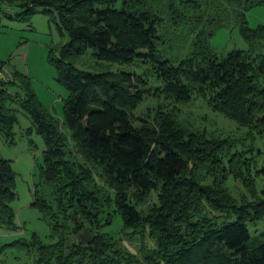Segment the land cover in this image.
<instances>
[{
	"label": "trees",
	"instance_id": "1",
	"mask_svg": "<svg viewBox=\"0 0 264 264\" xmlns=\"http://www.w3.org/2000/svg\"><path fill=\"white\" fill-rule=\"evenodd\" d=\"M0 2L1 11L5 7L19 19L47 13L69 35L59 56L50 52L56 78L68 90L62 120L22 72L3 77L7 61L0 58V131L14 135L18 116L9 102L16 100L31 113V128L43 135L40 176L50 191L36 189L33 205L49 215L57 238L46 243L35 231L13 245L36 249L37 264H264V231L250 244L248 226L264 218L262 149L180 116L183 104L200 97L248 127L247 137L264 134V45L256 48L264 23L252 26L247 18L248 9L264 0ZM231 21L239 23L250 47L219 53L211 37ZM89 50L99 59L98 70L72 60ZM114 63L145 69H106ZM17 77L22 96L9 90ZM150 96L157 102L139 113ZM256 176L263 180L260 194ZM230 178L253 197L234 195ZM15 186L11 159L0 156V225L12 229L18 227L11 204ZM114 209L124 233L155 240L154 247H142L141 258L103 230ZM84 227L94 234L89 243L79 237Z\"/></svg>",
	"mask_w": 264,
	"mask_h": 264
},
{
	"label": "rangeland",
	"instance_id": "2",
	"mask_svg": "<svg viewBox=\"0 0 264 264\" xmlns=\"http://www.w3.org/2000/svg\"><path fill=\"white\" fill-rule=\"evenodd\" d=\"M0 2V58L7 61L5 76L11 75L15 70H19L29 78L31 86L37 93L42 104L52 112L58 119L64 117V97L67 96V88L56 78V65L50 60V52L54 56H59L61 46L69 39L68 32L61 33L57 23L50 18V15L42 11L33 13L30 17L19 19L10 16L5 11H1ZM9 6V5H8ZM11 8V7H10ZM13 7L12 9H16ZM247 18L252 26L264 23V3L251 7L247 11ZM180 41L174 40V45ZM261 43V44H260ZM211 44L219 53L227 52L233 48H249L250 43L242 36L240 25L236 21L220 27L211 37ZM256 48L261 49L264 45V38L257 43ZM260 45V46H259ZM264 49V46L263 48ZM187 51V49H186ZM74 63L81 68L98 70V58L91 53H86L72 58ZM106 69L113 71H134L144 72L145 66L137 67L134 64H118L106 66ZM121 74H123L121 72ZM150 80L152 74L145 73ZM9 90L13 93L24 95V89L20 78H16L15 83L9 85ZM157 102V98L148 97L139 107L138 112L146 110V106ZM9 105L18 116V121L14 126V135L9 139L0 131V156L11 159L12 167L16 173V192L17 197L11 201L16 211V223L18 227L9 228L0 225V264H37L36 249L19 247L13 245L15 239H31L33 232H38L46 243L53 242L57 238L52 236V226L49 215L38 206L33 205L35 191H45L48 193L50 188H46L40 176V166L43 164L44 149L46 143L41 133L31 128L33 125L31 113L23 108L16 100H11ZM180 116L191 122L194 126L207 129L216 135H232L243 137L246 144H253L259 151L260 161L264 160V134L255 133V138L247 137L248 127L239 125L236 121L225 115L213 111L206 101L200 97L183 104ZM74 153L81 156L77 148L72 145ZM212 178V177H211ZM99 180L103 183V180ZM255 186L260 194L263 187V180L256 176ZM229 187L232 193L252 198L250 188L241 181L230 178ZM156 199L152 198V200ZM113 209V208H111ZM110 224L102 228L113 239H119V243L126 249L139 254L141 258L142 247H154L155 240L149 234L129 235L122 231L123 221L121 215L115 214ZM216 213H218L216 211ZM235 218V215L230 219ZM248 226L251 232L250 244H255L263 239L264 218L255 222L249 221ZM131 231V229H128Z\"/></svg>",
	"mask_w": 264,
	"mask_h": 264
},
{
	"label": "water",
	"instance_id": "3",
	"mask_svg": "<svg viewBox=\"0 0 264 264\" xmlns=\"http://www.w3.org/2000/svg\"><path fill=\"white\" fill-rule=\"evenodd\" d=\"M74 220L76 221L77 218L74 217ZM93 235H94V234L92 233V231H91L88 227H84V229H83L81 232H79V237H80V239H81L83 242H85V243H89V242H91L92 239H93Z\"/></svg>",
	"mask_w": 264,
	"mask_h": 264
},
{
	"label": "built area",
	"instance_id": "4",
	"mask_svg": "<svg viewBox=\"0 0 264 264\" xmlns=\"http://www.w3.org/2000/svg\"><path fill=\"white\" fill-rule=\"evenodd\" d=\"M2 76L5 77V78H8L9 76H5L3 73H2Z\"/></svg>",
	"mask_w": 264,
	"mask_h": 264
}]
</instances>
